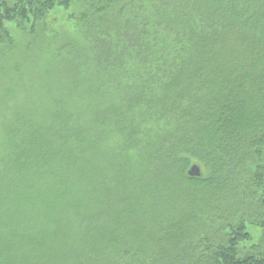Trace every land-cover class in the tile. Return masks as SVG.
Here are the masks:
<instances>
[{
  "label": "trees",
  "instance_id": "1",
  "mask_svg": "<svg viewBox=\"0 0 264 264\" xmlns=\"http://www.w3.org/2000/svg\"><path fill=\"white\" fill-rule=\"evenodd\" d=\"M2 106L0 264H264V0H0Z\"/></svg>",
  "mask_w": 264,
  "mask_h": 264
},
{
  "label": "rangeland",
  "instance_id": "2",
  "mask_svg": "<svg viewBox=\"0 0 264 264\" xmlns=\"http://www.w3.org/2000/svg\"><path fill=\"white\" fill-rule=\"evenodd\" d=\"M50 16L53 17V19H54V22H55L54 26H58L57 24L62 23V22L64 23V21H65V19H64L65 15H64V12L62 10H59L58 12H55V13L54 12L50 13ZM8 28H9V31L11 33V36L15 40L18 39L20 36V32L17 31L12 24H9ZM66 29L70 32L72 31V27L69 24H66ZM21 91L22 90H20L19 93L23 94ZM19 93L17 90L14 92V98L17 100H18L17 95L21 96ZM13 100L14 99L9 100L10 105L14 104ZM11 111L12 110L7 109V107H4V106L0 107V122L4 116L9 117ZM2 136L3 135H2L1 124H0V139L2 138ZM250 231H251V233H253V236H257V233H258L257 229L252 228Z\"/></svg>",
  "mask_w": 264,
  "mask_h": 264
},
{
  "label": "water",
  "instance_id": "3",
  "mask_svg": "<svg viewBox=\"0 0 264 264\" xmlns=\"http://www.w3.org/2000/svg\"><path fill=\"white\" fill-rule=\"evenodd\" d=\"M188 174L190 176H199L200 175L199 166L196 164L191 165L190 168L188 169Z\"/></svg>",
  "mask_w": 264,
  "mask_h": 264
}]
</instances>
